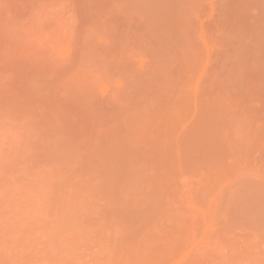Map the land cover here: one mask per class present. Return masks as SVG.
<instances>
[{"label": "rangeland", "instance_id": "1", "mask_svg": "<svg viewBox=\"0 0 264 264\" xmlns=\"http://www.w3.org/2000/svg\"><path fill=\"white\" fill-rule=\"evenodd\" d=\"M0 264H264V0H0Z\"/></svg>", "mask_w": 264, "mask_h": 264}]
</instances>
